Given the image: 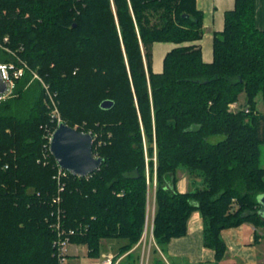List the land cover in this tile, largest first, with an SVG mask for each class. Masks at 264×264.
Listing matches in <instances>:
<instances>
[{
	"label": "trees",
	"instance_id": "trees-1",
	"mask_svg": "<svg viewBox=\"0 0 264 264\" xmlns=\"http://www.w3.org/2000/svg\"><path fill=\"white\" fill-rule=\"evenodd\" d=\"M202 33L195 0H0V44L28 68L0 103V264H58L57 195L62 227L74 230L70 242L85 246L88 258H99L104 243L116 257L128 253L148 223L154 146L152 234L161 252L186 234L195 211L216 262L227 250L223 230L247 223L257 240L264 228L257 203L264 111L256 112L258 95L264 106V31L255 27L254 0H235L225 12L210 63L199 46L184 45ZM155 42L176 45L160 73L151 68ZM13 58L0 49V63ZM42 83L61 122L90 133L102 158L88 177L66 172L62 191L47 150L57 125ZM241 94L245 107L231 110ZM105 100L113 106L102 109ZM179 169L202 187L178 192Z\"/></svg>",
	"mask_w": 264,
	"mask_h": 264
},
{
	"label": "crops",
	"instance_id": "crops-1",
	"mask_svg": "<svg viewBox=\"0 0 264 264\" xmlns=\"http://www.w3.org/2000/svg\"><path fill=\"white\" fill-rule=\"evenodd\" d=\"M235 0H195V6L202 14V37L196 42L184 45H197L201 49L202 60L205 63L212 61V40L213 34L221 32L224 27V14L234 8ZM254 22L255 27L264 31V0H254ZM176 45L165 42H155L151 46L152 62L151 68L154 73L162 71V61L165 54ZM241 100L245 98L240 96ZM237 104V102L235 103ZM233 105V104H232ZM261 105L260 95L256 97V107ZM182 171V170H180ZM183 171L178 177L176 189L180 193H185L195 185L202 184L201 180L192 181ZM187 178V179H186ZM194 182V183H192ZM203 219L198 211L191 214L188 222L186 234L182 237L172 238L165 247V251L157 250V254L151 255V249L144 251L141 244H136L130 253L133 261H125L124 255L120 259L125 264H157L156 260H161L162 264H264V231L257 230L259 237L254 240L255 228L250 224H242L239 227L225 229L221 232L222 240L226 245V254L222 261L216 262L214 252L203 246ZM146 244H143V246ZM81 245H71L69 255L75 258V262L86 256V248L80 251ZM102 255L111 254L115 246L111 243H104ZM74 249V250H72ZM116 254V250L114 251ZM126 256V255H125ZM124 257V258H123ZM121 264V263H120Z\"/></svg>",
	"mask_w": 264,
	"mask_h": 264
},
{
	"label": "water",
	"instance_id": "water-1",
	"mask_svg": "<svg viewBox=\"0 0 264 264\" xmlns=\"http://www.w3.org/2000/svg\"><path fill=\"white\" fill-rule=\"evenodd\" d=\"M6 84L0 76V94ZM102 109H109L113 102L105 100L100 104ZM94 139L90 133L79 131L61 122L54 130L49 150L56 164L74 177H86L100 168L102 158L94 155ZM258 214L264 217V194L257 197Z\"/></svg>",
	"mask_w": 264,
	"mask_h": 264
},
{
	"label": "built area",
	"instance_id": "built-area-1",
	"mask_svg": "<svg viewBox=\"0 0 264 264\" xmlns=\"http://www.w3.org/2000/svg\"><path fill=\"white\" fill-rule=\"evenodd\" d=\"M7 40H8V38L5 37L4 42H7ZM2 49L11 53V54H14L13 52H11L9 49H7L4 46H2ZM25 70H28L27 66L25 65L24 62H22L17 57H15V60H13V61H10L7 63H0V76L6 84L5 91L2 94H0V103L4 100L9 99V98L14 96V89L16 86V81L19 80L24 75ZM33 78H36L39 81H41L35 74H34ZM42 86L45 89V91H46L45 94L47 95V98H48L47 107L50 109L51 120L55 121L56 125L58 126V124L61 122V120H60V115H59V112L57 109V105H56L52 95L48 92L47 86L44 85L43 83H42ZM232 106L233 105H230L231 110H232V108H231ZM54 130L49 134L47 150H49V143H50V140H51V137H52ZM49 153H50V150H49ZM56 166H57L58 171L53 178L57 182L59 191H62L63 187L60 184V182H61L62 177H64L66 175V171L62 170L57 164H56ZM90 175H88V176H90ZM88 176H86V177H88ZM53 202L56 203L58 206L57 213L55 216V221L51 224L52 229L56 233V238L54 239V241L52 243L53 248L55 250L54 255L56 256L58 264H78V263H69V261H68L69 247L72 244L70 242V237L72 235H74L75 232H74V230H68L67 231L62 227L61 220L63 219V215H62V217L60 215L61 214L60 208H59L60 196L59 195L55 196L53 198ZM147 231H148V229L146 226L144 229V233ZM151 234H152V228H151ZM150 238H152V236ZM145 239H146V234L143 235V239L141 238L140 242H142L144 244ZM81 264H85V263H81ZM90 264H117V262H116V259H114V255L107 254V255H103L101 257V259L94 261V262H91Z\"/></svg>",
	"mask_w": 264,
	"mask_h": 264
},
{
	"label": "rangeland",
	"instance_id": "rangeland-1",
	"mask_svg": "<svg viewBox=\"0 0 264 264\" xmlns=\"http://www.w3.org/2000/svg\"><path fill=\"white\" fill-rule=\"evenodd\" d=\"M2 46L3 45H1L0 44V49L2 50V51H4V52H7V51H5V50H3L2 49ZM7 53H9V52H7ZM10 55H12L14 58L11 60V61H13V60H15V57H17L16 55H14V54H11L10 53ZM2 57V56H1ZM17 58H19V57H17ZM35 79V78H34ZM240 96H242V98L244 97V95L243 94H241ZM240 96H239V99H238V102H237V104H233V106L231 107L232 108V110H238V109H240V108H243V107H245V101H243V100H241V98H240ZM5 101V100H4ZM261 108V105H259V107H257V109H256V112H262V110L260 109ZM82 126V125H81ZM73 128H75V129H77L78 130V128L79 127H77V126H74ZM82 128V127H81ZM83 129V128H82ZM82 132H84V131H82ZM85 133H88V132H85ZM93 137V136H92ZM94 138V137H93ZM94 142H95V140H94ZM93 142V143H94ZM152 161H153V164H154V167H153V175H154V177H153V179H152V182L151 183H149V190H148V194H147V205H146V213H147V220H148V223L146 222V224H147V229H148V231L147 232H145L144 233V231H143V233H142V236H141V238L143 239V235H145L146 234V239H145V241H146V244L143 246V243L142 242H140L141 241V239H140V241H139V245L141 244V246L143 247V249H145L144 251H146V250H148V249H150L151 247H152V249L150 250L151 251V255L153 256L154 254H157V252H155L154 250H155V248L157 249V250H159L158 249V247H157V245H156V243H155V241H154V237H153V234H151V228H152V220H153V216H154V210H155V189H156V180H155V164H156V150H155V146H154V151H153V157H152ZM260 165L263 167L264 166V146L261 148V160H260ZM147 171L148 170H146V173H147ZM181 172L182 171H180V169L177 171V176H180V174H181ZM184 173H186L185 171H183ZM147 175V174H146ZM186 175V177H187V174H185ZM178 178V177H177ZM187 179V178H186ZM198 181V180H197ZM178 182V181H177ZM192 183H194V182H192ZM202 187V184H198V185H195V183H194V187L193 188H197V189H200ZM259 230H263L264 231V228H259L258 229V231ZM259 232H261V231H259ZM152 236V238H150ZM71 245H74V246H76L75 244H71ZM70 245V246H71ZM80 249V251H84V247H80L79 248ZM72 250H74V249H72ZM103 250H105L103 247H102V252H103ZM132 250V249H131ZM130 250V251H131ZM114 249H113V251L111 250V254L112 255H114V259H116V262H117V264H119L121 261H120V259L122 258V255L121 256H119V257H116L117 255L116 254H114ZM130 251L128 252V253H130ZM69 252H71V250H69ZM128 253H126V254H123L124 255V257H125V255H127ZM107 255V254H106ZM103 255H102V253H101V256L99 257V258H88V257H84L83 256V258H81L80 259V262H75V258H73V256H71V255H69V257H68V261H69V263H85V264H90L91 262H94V261H97V260H99V259H101V257H102ZM123 257V258H124Z\"/></svg>",
	"mask_w": 264,
	"mask_h": 264
}]
</instances>
